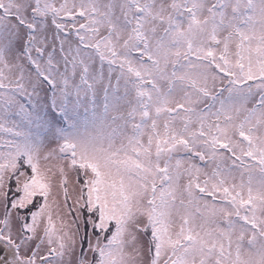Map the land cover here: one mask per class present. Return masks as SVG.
Returning <instances> with one entry per match:
<instances>
[{
    "label": "snow or ice",
    "instance_id": "6c2138e0",
    "mask_svg": "<svg viewBox=\"0 0 264 264\" xmlns=\"http://www.w3.org/2000/svg\"><path fill=\"white\" fill-rule=\"evenodd\" d=\"M0 264H264V0H0Z\"/></svg>",
    "mask_w": 264,
    "mask_h": 264
}]
</instances>
